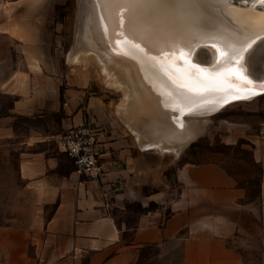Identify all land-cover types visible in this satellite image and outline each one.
I'll return each instance as SVG.
<instances>
[{
    "label": "crops",
    "instance_id": "crops-1",
    "mask_svg": "<svg viewBox=\"0 0 264 264\" xmlns=\"http://www.w3.org/2000/svg\"><path fill=\"white\" fill-rule=\"evenodd\" d=\"M65 1L0 0V160L20 180L13 202L30 194L0 221V264H264V173L249 199L218 162L143 147L58 52ZM80 123L98 129L108 206L48 138Z\"/></svg>",
    "mask_w": 264,
    "mask_h": 264
},
{
    "label": "rangeland",
    "instance_id": "rangeland-1",
    "mask_svg": "<svg viewBox=\"0 0 264 264\" xmlns=\"http://www.w3.org/2000/svg\"><path fill=\"white\" fill-rule=\"evenodd\" d=\"M71 1L63 19L55 16L62 21L58 29L61 36L58 52L77 68L79 75L89 76L105 90L117 121L124 125L128 122L132 129L138 131L143 147L152 140H161L162 145L168 148L172 146L171 152L158 147L152 149L160 154L169 152L176 164L203 160L218 162L245 187L247 198H254L258 180L264 173V88L230 95L217 107L208 105L203 109H192L185 100L175 101L174 106L167 95L142 83L133 58L119 57L106 48L105 39L93 23L94 8L87 9L76 46L72 45L77 27V5L76 0ZM258 50L260 58L253 59L255 64L246 59L245 70L256 78L264 79V39L257 44L255 51ZM198 51L200 64H211L215 60L211 47L203 46ZM15 124L21 129L25 124L23 117H17ZM126 127L135 135L134 130ZM170 132L176 137L171 134L169 138ZM7 182L13 184L7 185ZM19 189L20 180L9 169V164L0 160V221L10 214L13 207L21 211L28 209L30 194L27 191L21 190L20 200L13 202L12 195ZM151 206L155 204L151 203Z\"/></svg>",
    "mask_w": 264,
    "mask_h": 264
},
{
    "label": "bare ground",
    "instance_id": "bare-ground-1",
    "mask_svg": "<svg viewBox=\"0 0 264 264\" xmlns=\"http://www.w3.org/2000/svg\"><path fill=\"white\" fill-rule=\"evenodd\" d=\"M76 5L77 27L74 29L72 45L76 46L87 9L94 8L93 23L105 39L106 48L119 57L133 58L142 83L167 95L166 98L174 106L175 101L185 100L192 109H203L208 105L217 107L230 95L264 88L259 87L264 84V79L256 78L245 70L246 59L255 64L253 59L259 57V50L255 51V48L264 39V30H261L260 25L264 2L227 0V4L174 13L142 7V16L135 27L128 24L131 11L126 3L115 0H76ZM236 37H239V42ZM249 44L253 47L242 54L232 55L231 63L221 59V54H230L232 47L240 48L242 45L247 48ZM203 46L211 47L214 52L215 60L211 64H200L197 59L198 50ZM237 60H240L239 65ZM218 61L219 66H216ZM240 77H246L252 83H246ZM126 125L133 128L128 122ZM134 133L138 135L136 130ZM169 135L176 137L171 132L168 134L170 138ZM145 144H148L145 148L173 150L172 146H163L161 140Z\"/></svg>",
    "mask_w": 264,
    "mask_h": 264
},
{
    "label": "built area",
    "instance_id": "built-area-1",
    "mask_svg": "<svg viewBox=\"0 0 264 264\" xmlns=\"http://www.w3.org/2000/svg\"><path fill=\"white\" fill-rule=\"evenodd\" d=\"M96 125L80 123L48 134L58 150L66 154L72 163V172L87 180L97 181L104 205L108 206L113 186L102 182L105 172L99 159V140Z\"/></svg>",
    "mask_w": 264,
    "mask_h": 264
},
{
    "label": "snow or ice",
    "instance_id": "snow-or-ice-1",
    "mask_svg": "<svg viewBox=\"0 0 264 264\" xmlns=\"http://www.w3.org/2000/svg\"><path fill=\"white\" fill-rule=\"evenodd\" d=\"M115 2H123L129 5L131 15L128 20V24L131 27H135L139 22L142 13L140 9L142 7H147L152 10H158L161 12H169L174 13L176 11H184L188 9H197V8H205L212 5H220L227 4V0H115ZM259 2H264V0H259ZM261 30H264V15L260 18ZM237 42H239V37H236ZM254 43V42H253ZM215 47V46H214ZM253 47L252 44H249L247 48H244L242 45L240 48L232 47L230 54H221V59L228 60L231 63V56L242 54L243 52H247L248 49ZM219 51V49H218ZM243 56L241 55V60ZM220 61L217 62L216 66H219ZM237 65L240 64V60L236 61ZM214 66V67H216ZM230 75H235V73H230ZM246 83H252V81L247 80L246 77H240ZM259 87H264V84L259 85ZM256 93H253L255 95Z\"/></svg>",
    "mask_w": 264,
    "mask_h": 264
},
{
    "label": "trees",
    "instance_id": "trees-1",
    "mask_svg": "<svg viewBox=\"0 0 264 264\" xmlns=\"http://www.w3.org/2000/svg\"><path fill=\"white\" fill-rule=\"evenodd\" d=\"M71 3H72L71 0H66V1H65V4L63 5V11L61 12L62 15L66 12V8H68V6H70Z\"/></svg>",
    "mask_w": 264,
    "mask_h": 264
}]
</instances>
